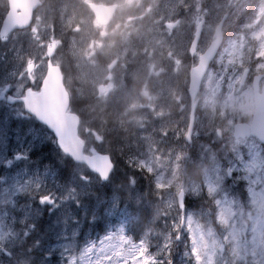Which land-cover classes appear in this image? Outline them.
<instances>
[{
  "label": "rangeland",
  "instance_id": "rangeland-1",
  "mask_svg": "<svg viewBox=\"0 0 264 264\" xmlns=\"http://www.w3.org/2000/svg\"><path fill=\"white\" fill-rule=\"evenodd\" d=\"M87 1L118 4L117 18L100 28L83 0H46L28 31L0 39V99L8 102L2 95L8 88L13 97L23 96L28 75L40 80L51 60L75 93L87 152L106 153L107 147L121 154L119 169L101 185L86 168L75 167L67 175L72 182L60 185L53 165L62 163L52 150L51 134L43 153L51 158L48 163L29 158V145L22 141L0 150V264L34 253L38 264H111L113 253L130 247L126 232L132 224L140 229L137 222L144 229L135 233L140 240L134 243L155 253L166 243L173 218L185 226L187 240L206 242L211 253L222 228L210 222L206 196L220 190V158L232 152L248 166L240 174L252 180V191L239 181L225 186L236 204L225 205L224 215L230 224L245 227L239 243L243 248L246 240L247 248L237 251V258L252 264L264 248V149L253 138L235 141L231 134L235 123L250 122L251 76L264 73V0ZM6 12V0H0V25ZM225 14V46L203 80L187 145L186 86L196 64L188 55L189 44L203 19V49ZM158 69L167 71L155 74ZM14 108V114L31 119L21 106ZM115 131L123 141L113 150L106 141L111 143L108 137ZM139 170L154 175L146 179ZM181 191L186 212L177 206ZM94 232L95 240L90 237ZM186 236L176 241L175 264H185ZM227 258L232 259L231 251Z\"/></svg>",
  "mask_w": 264,
  "mask_h": 264
},
{
  "label": "snow or ice",
  "instance_id": "snow-or-ice-1",
  "mask_svg": "<svg viewBox=\"0 0 264 264\" xmlns=\"http://www.w3.org/2000/svg\"><path fill=\"white\" fill-rule=\"evenodd\" d=\"M11 92L12 90L9 89V95H11ZM23 103V100L16 101L11 99L6 103L5 100L0 99V150L6 149L14 140L22 141L29 145V158L31 156H39L42 162L51 160L50 157L44 156L43 153L50 148L52 141L49 139V134L54 135L53 129L46 120L39 117L28 119L22 115L14 114V106L16 104L23 105ZM24 111L29 110L25 108ZM32 115L34 116V114ZM188 138L191 139V136L189 135ZM236 165L241 167L237 168ZM53 167L56 168L57 175H68L66 168H60L55 165ZM247 171L248 166L244 164L243 157L238 156L236 152L226 154L220 158V167L217 169V182L220 184V190L210 197L206 196V202L209 205L207 215L210 222L214 226L222 228L221 239L213 246L211 253L206 242L202 243L195 238L187 240L184 244L185 264H249L246 258H237V251H246L247 248L246 240L243 248L239 243V235L245 230V227L242 225L237 228L236 224H230L224 215L225 205L231 207L236 204L234 199H229V193L225 186L236 184L239 181L246 186L245 191L249 193L252 191V180L247 175L240 174ZM110 175L111 173H109ZM104 179L107 181L108 178L104 177ZM41 200L45 203L48 202L47 198L44 197H41ZM78 206L79 204H77ZM184 209L186 212V202H184ZM214 217H218V219H214ZM165 220H167V217H165ZM262 232H264V229H262ZM105 235L107 236L109 233H105ZM186 235L185 226L180 224L176 218H173V224L169 228L166 243L161 245L155 253L151 249L143 250L132 240L126 238L130 247L126 251L113 253L116 259L112 260L111 264H142L145 257H149L148 264H175L173 251L176 247V241L184 239ZM208 235L211 236V232ZM261 239L264 241V236ZM252 243H256L255 237ZM229 251L232 252V259L227 258ZM259 256L260 258L253 261L252 264H264V248L261 249ZM97 264H104V261L98 260Z\"/></svg>",
  "mask_w": 264,
  "mask_h": 264
},
{
  "label": "water",
  "instance_id": "water-1",
  "mask_svg": "<svg viewBox=\"0 0 264 264\" xmlns=\"http://www.w3.org/2000/svg\"><path fill=\"white\" fill-rule=\"evenodd\" d=\"M39 5L37 0H8L9 11L0 31V37L7 35L13 29H24L28 27L31 22V16L33 11ZM94 13L96 19L100 24H106L111 19L115 11V7H102V6H89ZM220 27L216 30L215 35L217 41L212 44V47L207 54L201 58V61L197 68L191 70L189 95L191 102H193L201 83V79L206 72L210 60L214 57L215 51L220 42ZM197 39V38H196ZM196 40L194 41V46ZM23 100L24 109L29 111L26 113L34 114L33 117H39L46 120L53 129L54 137L56 138L57 145L65 155H68L73 161L83 163L94 173L101 176L102 180L107 177L112 171V166L106 156L95 155L94 157H85L81 155L82 145L77 138V125L78 119L76 116L67 114L69 106L68 95L62 84V76L57 67L48 66L46 76L42 82L40 92L34 93L27 91ZM18 100V101H20ZM194 110V105L191 107V112ZM255 117L253 126L251 128L252 134L258 136L262 140L264 130H258L255 126ZM190 122L187 141H189V135L191 134ZM247 128L242 126L238 127L235 132V137H244L243 133L247 132ZM181 201V195H180Z\"/></svg>",
  "mask_w": 264,
  "mask_h": 264
},
{
  "label": "trees",
  "instance_id": "trees-1",
  "mask_svg": "<svg viewBox=\"0 0 264 264\" xmlns=\"http://www.w3.org/2000/svg\"><path fill=\"white\" fill-rule=\"evenodd\" d=\"M106 137H107V134L105 135V140H106ZM109 139L111 140V143L109 144L108 141H106V142H107V145H109V148L110 149H113L112 147H115V148L119 147V145L123 141V139L121 137V134L119 135V133L117 131H115L113 134H111L108 137V140ZM121 146H122V144H121ZM109 152H110L113 160L115 161L116 166L118 167V165H119L118 164V160H119V156L121 157V154L120 155L118 154L119 156L117 157V153H115V152H113L111 150H109ZM55 155L57 157L58 153L55 152ZM60 159L63 160V158H60ZM60 162L63 165V166L61 165L60 168H66L68 170V172H71L75 168V166L68 159H64L63 161H60ZM56 166L59 167V164H57ZM137 172H138V174H141L142 176H146V179H150L149 176L145 172H143L141 170H139ZM60 176H61L60 179H61V183L62 184L63 183H66V182H72L71 178H68L67 175L66 176L60 175ZM17 257H14L13 259H11V262H9L8 264H12V262L16 261L18 259ZM25 264H35V263H34V261H31L30 259H28V260H26V263Z\"/></svg>",
  "mask_w": 264,
  "mask_h": 264
},
{
  "label": "flooded vegetation",
  "instance_id": "flooded-vegetation-1",
  "mask_svg": "<svg viewBox=\"0 0 264 264\" xmlns=\"http://www.w3.org/2000/svg\"><path fill=\"white\" fill-rule=\"evenodd\" d=\"M37 81L30 78L29 83L27 84L26 88L35 89L34 86L36 85Z\"/></svg>",
  "mask_w": 264,
  "mask_h": 264
}]
</instances>
